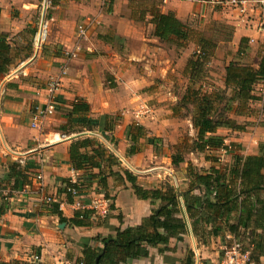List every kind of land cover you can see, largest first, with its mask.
I'll return each mask as SVG.
<instances>
[{"label":"crops","instance_id":"1","mask_svg":"<svg viewBox=\"0 0 264 264\" xmlns=\"http://www.w3.org/2000/svg\"><path fill=\"white\" fill-rule=\"evenodd\" d=\"M218 1L58 0L55 5L50 4L54 11L43 56L37 58L36 63H30L34 57L21 58L23 53L21 57L13 55V42L18 43L17 34L26 30H31L30 36L34 38L36 28L30 18L38 0H0V33L7 35L16 59L0 80V187L10 184L9 166L16 161L11 150L19 153L20 164L27 166L29 179V184L13 190V195L6 200L2 199L0 189L3 211L0 214V264H78L84 243L101 246L90 239L113 235L118 227L140 224L156 203L139 198L129 182L116 179L124 176L123 169L130 171L137 184L145 189L165 183L181 190L188 187L185 174L171 163L173 152H161V138L172 140L165 129L168 118L159 116L165 107V98L159 99L160 103L151 102L153 96L176 95L178 75L170 73L168 56L174 49H168L167 53L163 47L171 40L185 41L158 38L150 19L155 10L171 13L185 24L192 17L219 13L230 21L237 57L243 59L241 64L258 68L264 58V32L255 30V22L248 25L239 22L236 11L217 4ZM81 27L85 30L83 35L79 34ZM39 60L45 65L41 70L37 67ZM140 65L144 69L137 68ZM60 75L62 82L54 112L45 118L40 129L32 128L30 119L34 108L44 106L47 101L48 81ZM255 94L261 97L256 103L264 113V92ZM77 100L88 105L84 116L93 119L97 126H86L69 118L67 114ZM172 110L173 115L174 107ZM250 113L239 118L234 116L246 125L245 131L224 128L217 131V134L231 132L229 139L225 137L226 142L235 143L233 153L243 156L256 154L259 143L264 141V125L257 123L258 116ZM108 116H118L112 130H108ZM135 123L144 127L145 135L137 141L138 151L127 155L131 144L127 127ZM83 138L94 140V145L81 152L92 155L97 145L104 149L102 158H97L99 167L77 170L72 165L70 144ZM148 138L154 139L153 142ZM226 154L231 159L230 152ZM111 171L119 174L108 176ZM100 172L107 176L105 192L113 204V209L109 205L110 212L105 219L90 216L86 225L75 226L61 222L58 214L50 212L51 204H47L44 197L58 196L59 188L63 187L62 179L76 180L82 187L78 202L85 208L93 195H103L97 178L88 175ZM62 199L65 201L59 211L66 219L72 218L78 210L89 211L76 207L65 197ZM226 239L230 236L226 235ZM216 243L221 250L226 246L220 238L199 243L189 232L183 242L170 239L163 253L159 248L164 246L150 248L147 259H135L127 264H174L181 259L179 252L183 256L187 248L197 252V264H211L218 256ZM260 261L264 263V258Z\"/></svg>","mask_w":264,"mask_h":264},{"label":"trees","instance_id":"2","mask_svg":"<svg viewBox=\"0 0 264 264\" xmlns=\"http://www.w3.org/2000/svg\"><path fill=\"white\" fill-rule=\"evenodd\" d=\"M49 1L51 5H55L58 0ZM150 22L154 25V35L162 40L174 37L176 40L187 41L191 38L188 25L171 13L155 10ZM7 38L6 34L0 33V80L8 73L14 59ZM197 45L199 48L194 53L195 60L188 61L185 72L190 84L200 85L195 91L188 87L179 102L180 106H190L193 101L195 109L192 111V125L196 130V137L188 152L203 154L210 166L198 169L188 162L185 168L188 187L184 190L169 183L145 189L137 184L136 177L130 171L123 169L124 176L119 175L116 179L123 183L129 182L139 198L149 199L156 206L140 224L118 227L113 235L90 239V242H98L101 246L84 243L78 264H127L135 259H147L150 248L164 246L159 248L160 253H163L170 239H176V243L183 242L189 232L202 244H206L211 238H220L227 243H240L244 251H249L253 262L264 264L260 261L264 258V141L259 143L256 154L243 156L233 153V146H237L235 143H227L224 136L217 134L220 128L245 131L246 125L239 123L234 116L247 115L249 103L261 99L255 93L264 74V58L260 60L258 68L230 61L224 68L222 87L204 91L201 79L205 72L203 62L207 60L214 45L203 35L199 36ZM219 104L222 105L221 108ZM88 109L86 103L77 100L72 103L67 115L76 123L97 126V123L93 124V119L84 116ZM106 118L108 130H112L118 116ZM144 135V127L140 124L127 127V136L131 142L126 150L127 155L138 151L137 141ZM153 140L148 138L150 143ZM92 145L94 140L89 138L78 139L70 144V161L77 170L99 167L97 158H102L104 152L100 145L95 147L92 155L81 152V149ZM219 151L230 152V161H220V157L215 155ZM185 161L184 155H171V163L175 166ZM26 172V165L13 161L7 175L10 184L3 188L17 190L29 184ZM116 174L119 173L111 171L108 176ZM88 175L90 178H97L104 191L103 196L109 200L110 209H113L111 197L105 192L107 176L101 172ZM61 181L63 187L59 188V195H65L67 201L71 202L73 198L67 189L77 184L68 179ZM50 212L58 214L61 222H70L75 226L86 225L91 216V211L78 210L72 218L66 219L61 215L57 203L51 204ZM226 235L230 239H226ZM185 251L186 255L177 259L174 264H195L193 250L187 248Z\"/></svg>","mask_w":264,"mask_h":264},{"label":"rangeland","instance_id":"3","mask_svg":"<svg viewBox=\"0 0 264 264\" xmlns=\"http://www.w3.org/2000/svg\"><path fill=\"white\" fill-rule=\"evenodd\" d=\"M45 8L44 12L46 14L47 19H49V26H48V35L47 38L44 40L43 44L39 48L35 47L33 45V39L30 36L31 30H26L25 32H19L17 35H19V41L18 43L16 40L13 42V55L21 57V54L23 53L22 57L30 56L34 57V59L30 62L36 63L37 58L41 59L43 56V49L46 45L47 39L50 34L51 29V16L53 14L54 9H52V6L48 2V0H38V6L35 10V13L32 14V17L30 18L32 20V23H34V27L37 30L38 23L40 21V15L41 12ZM17 11V10H16ZM230 21L222 16L221 14H214L213 13L207 17H192L189 18L186 22L189 29H191V38L185 42L181 41H168L164 43V49L168 53V49L174 52L168 53V56L171 58L170 64H171V71L170 73L177 74L176 76V82H175V96H169V95H161L159 97H152L151 102L160 103L159 99L165 98L163 100L165 102L162 112L159 114V116H162L164 118H168L165 123L166 124V130L169 135V141H163V138H161V152L162 153H179L180 155H184L185 162L181 163L178 166H175L177 171H182L183 174H185V168L188 165V162H191L193 165H195L198 169L208 168L210 166V163L207 162L204 158L203 154L199 153H189L188 150L191 149V144L193 140L196 137V130L191 124L193 113L195 109L193 108L192 104L193 101H191L190 106H180L179 102L182 99V96L184 95L186 89L190 87L192 91L197 90L198 84H190V80L188 75H185V69L187 66V63L190 59L193 61L195 60L194 53L198 51L199 48L197 45L199 36L203 35L207 37V39L210 41L214 47L210 50V54L207 57V60L203 62L204 67V74L202 76V84L204 87L202 89L205 91H209V89L216 90V87H222L223 82V76H224V68L225 65L228 64L231 60L239 62L240 64L243 63V59H238L235 44L232 41V26L229 23ZM35 30V32H36ZM78 30V29H77ZM21 35V36H20ZM10 36V33L8 34ZM15 37V36H14ZM134 50L137 51L135 48ZM23 60V59H22ZM28 60V59H26ZM252 60L249 58V61ZM30 61V60H29ZM43 60H39V64L37 67L39 70L45 68L44 63H42ZM16 63V59H14V63ZM43 65V67H42ZM169 65V64H168ZM164 66V64H162ZM139 69H144L142 65L138 66ZM158 73L160 70L158 69ZM204 91H202L204 93ZM163 102V103H164ZM222 105L219 104V108H221ZM174 107V114L172 115ZM260 104L254 102L251 105H249V112L250 114H253V116L257 117V123L260 125H264V116L261 112ZM178 108L177 113L175 112V109ZM152 111V108H150ZM167 110V111H166ZM170 110V111H168ZM145 116V115H144ZM169 116V117H167ZM238 117V116H236ZM239 118V117H238ZM238 121H241L240 119ZM221 136L226 137L229 139V137L232 135L231 132H226L224 134H220ZM171 141H175V144H171ZM229 141V140H228ZM215 155L221 158L222 162H227L230 159V156L227 155L225 152H217ZM163 163L165 162L162 159ZM155 163V162H152ZM151 163V166H152ZM164 165V164H162ZM174 168V167H173ZM174 168V169H175ZM173 184V183H172ZM175 184V183H174ZM176 185V184H175ZM223 245V242H220ZM233 243H227L226 246H230ZM217 244V243H216ZM218 249V256H215V258H219L222 254L221 250L217 246ZM185 250V249H184ZM197 252H194V260L195 264L198 262L196 261V254ZM186 255V251H184L183 256L180 255L179 257L181 259ZM202 264H207L203 262ZM209 264V263H208Z\"/></svg>","mask_w":264,"mask_h":264},{"label":"built area","instance_id":"4","mask_svg":"<svg viewBox=\"0 0 264 264\" xmlns=\"http://www.w3.org/2000/svg\"><path fill=\"white\" fill-rule=\"evenodd\" d=\"M217 4H224L226 6H230L233 8L236 13L239 22L243 23L244 25H248L255 22V30L257 32H264V0H220ZM45 8H43L40 21L38 23L37 31L35 32L33 38V45L37 48L43 44L44 40L47 38L48 35V26H49V19H47L46 14L44 12ZM85 33L84 28L79 29V34L83 35ZM61 75L52 77L47 83V101L44 106H36L32 112V116L30 119V126L34 129H40L42 127V123L47 116L55 110V105L57 103V91L60 89L61 86ZM257 90L260 93L264 92V74L261 77L258 85ZM10 153L15 155V159L17 162L22 163V160L19 158V153L16 151H10ZM71 183L77 184L76 180L71 181ZM4 187V186H3ZM1 189V194L4 200L8 199L10 196L13 195L14 191L8 188ZM72 196V202L75 204L76 207L85 208L84 205H81L78 202V199L81 198L83 191L79 184L75 187H71L67 189ZM65 197V195H63ZM66 199V198H65ZM62 197L58 196H46L44 197V201L47 204L57 203L59 210L63 206ZM109 200L106 199L103 195L96 194L91 197L89 204L86 206L85 209L91 211V218L96 220H103L109 215ZM223 253L219 258L211 262V264H261L255 263L250 258L249 251H244L242 249V245L240 243L234 242L228 247H223Z\"/></svg>","mask_w":264,"mask_h":264}]
</instances>
